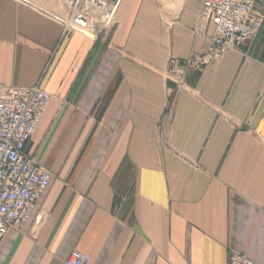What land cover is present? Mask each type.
Masks as SVG:
<instances>
[{"label": "crops", "instance_id": "crops-1", "mask_svg": "<svg viewBox=\"0 0 264 264\" xmlns=\"http://www.w3.org/2000/svg\"><path fill=\"white\" fill-rule=\"evenodd\" d=\"M202 3L120 0L89 36L61 0H0V87L50 95L25 152L51 175L0 264H264V23L176 90L169 60L213 36Z\"/></svg>", "mask_w": 264, "mask_h": 264}, {"label": "built area", "instance_id": "built-area-1", "mask_svg": "<svg viewBox=\"0 0 264 264\" xmlns=\"http://www.w3.org/2000/svg\"><path fill=\"white\" fill-rule=\"evenodd\" d=\"M68 7L62 19L65 32L78 31L96 36L115 25L120 0H61ZM203 0L202 20L214 31L208 50L184 60L170 59L165 80L178 90L189 72L201 73L209 64L236 51L255 38L264 23V0ZM173 92V90L171 91ZM50 95L38 86L0 87V241L10 229L27 222L36 202L47 190L51 175L25 152L43 116ZM90 256L72 251L65 264H89ZM227 264H255L245 256L230 253Z\"/></svg>", "mask_w": 264, "mask_h": 264}, {"label": "bare ground", "instance_id": "bare-ground-1", "mask_svg": "<svg viewBox=\"0 0 264 264\" xmlns=\"http://www.w3.org/2000/svg\"><path fill=\"white\" fill-rule=\"evenodd\" d=\"M181 89H182V88H181ZM181 89H180V90H181Z\"/></svg>", "mask_w": 264, "mask_h": 264}, {"label": "rangeland", "instance_id": "rangeland-1", "mask_svg": "<svg viewBox=\"0 0 264 264\" xmlns=\"http://www.w3.org/2000/svg\"><path fill=\"white\" fill-rule=\"evenodd\" d=\"M221 60V59H220Z\"/></svg>", "mask_w": 264, "mask_h": 264}]
</instances>
